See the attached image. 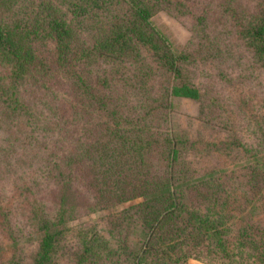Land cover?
Returning a JSON list of instances; mask_svg holds the SVG:
<instances>
[{
  "label": "rangeland",
  "instance_id": "1",
  "mask_svg": "<svg viewBox=\"0 0 264 264\" xmlns=\"http://www.w3.org/2000/svg\"><path fill=\"white\" fill-rule=\"evenodd\" d=\"M45 1L72 28L66 58L49 31L22 42L38 62L22 71L0 50V264H36L45 235L51 264H151L167 177L178 206L205 216L191 256L264 264V0H142L155 52L130 40L121 0H0V24ZM182 84L199 99L173 96Z\"/></svg>",
  "mask_w": 264,
  "mask_h": 264
},
{
  "label": "trees",
  "instance_id": "2",
  "mask_svg": "<svg viewBox=\"0 0 264 264\" xmlns=\"http://www.w3.org/2000/svg\"><path fill=\"white\" fill-rule=\"evenodd\" d=\"M72 3L75 9H82L89 7L90 0H75ZM133 10L134 19L127 23L126 31L131 33L130 40L132 38L139 42L152 45L150 47L152 51H157V47L154 46V39H158L157 35L153 32L146 34L144 32V25L147 23V19L150 15V8L142 0H121ZM71 27L65 19V14L58 6H55L50 1L40 2L35 5L34 10L24 24H19L12 29L8 26L0 24V50L7 54V57L13 61L15 71H22L23 68L34 66L38 62L35 53H33L30 45L26 47L24 44L30 43L33 37L40 31H49L53 33L57 51L60 57L66 58L67 51H69V44L71 38ZM258 34L264 32V25L259 24L257 26ZM118 38L113 36L110 42H116L119 46H124L128 39ZM124 43V44H123ZM164 58L169 64L170 70L176 74L179 73V68L175 62L178 57H173L172 54L165 50ZM79 84L84 88L86 83L82 78H79ZM171 94L175 97L186 98L190 100L199 99V91L193 86L186 84L173 86L171 88ZM165 178V177H164ZM162 205L157 210L155 217L148 225V237L147 253L150 254V258L153 260L151 264H168V260L171 261V255L174 249L179 246L186 245L183 256L173 260L174 264H184L190 259L199 260L195 256H191L190 249H197L200 247L198 239L205 235V216L200 211H189V209L178 206L181 197L178 195L177 190H172L170 186V180L165 178V184L160 189ZM178 195V196H177ZM182 196V194L180 193ZM175 224V229L169 230V235L166 238L159 237V231L162 230V226L166 224ZM180 225L178 228L177 226ZM180 240V241H179ZM52 239L49 235H45L40 244V251L36 264H51L50 263V249ZM199 246V247H198ZM169 248L171 252H164L163 249ZM182 251V250H181ZM191 253V254H190ZM260 259L264 257V250L257 252Z\"/></svg>",
  "mask_w": 264,
  "mask_h": 264
},
{
  "label": "crops",
  "instance_id": "3",
  "mask_svg": "<svg viewBox=\"0 0 264 264\" xmlns=\"http://www.w3.org/2000/svg\"><path fill=\"white\" fill-rule=\"evenodd\" d=\"M184 264H203V263H200V262H198V261H196V260H188L186 263H184Z\"/></svg>",
  "mask_w": 264,
  "mask_h": 264
}]
</instances>
